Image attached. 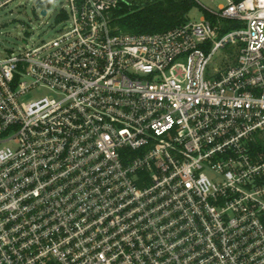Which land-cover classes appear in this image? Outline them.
Here are the masks:
<instances>
[{
    "label": "built area",
    "instance_id": "1",
    "mask_svg": "<svg viewBox=\"0 0 264 264\" xmlns=\"http://www.w3.org/2000/svg\"><path fill=\"white\" fill-rule=\"evenodd\" d=\"M67 1L0 57V264H264V0L153 33Z\"/></svg>",
    "mask_w": 264,
    "mask_h": 264
},
{
    "label": "rangeland",
    "instance_id": "2",
    "mask_svg": "<svg viewBox=\"0 0 264 264\" xmlns=\"http://www.w3.org/2000/svg\"><path fill=\"white\" fill-rule=\"evenodd\" d=\"M40 1L45 0H15L8 6L0 9V57L11 51L19 52L26 47L40 43L58 33L61 28L58 14L62 8L68 9L67 0H46L48 14H41ZM201 7L217 10L225 5L227 0H197ZM200 6L194 7L188 14L192 20L203 17ZM225 53V51H223ZM213 57L212 64L219 61V56ZM232 59H227L224 65H229ZM48 93L46 90L32 91L22 97L23 101L35 98L39 94Z\"/></svg>",
    "mask_w": 264,
    "mask_h": 264
},
{
    "label": "trees",
    "instance_id": "3",
    "mask_svg": "<svg viewBox=\"0 0 264 264\" xmlns=\"http://www.w3.org/2000/svg\"><path fill=\"white\" fill-rule=\"evenodd\" d=\"M40 6L47 1H40ZM200 6L197 0H123L116 10L114 23L121 31L129 33H153L169 30L185 23L189 12ZM207 18L213 19L212 13L201 7ZM231 28L228 24L225 30Z\"/></svg>",
    "mask_w": 264,
    "mask_h": 264
},
{
    "label": "water",
    "instance_id": "4",
    "mask_svg": "<svg viewBox=\"0 0 264 264\" xmlns=\"http://www.w3.org/2000/svg\"><path fill=\"white\" fill-rule=\"evenodd\" d=\"M41 14L42 15H46L47 14V9L46 8H42L41 9Z\"/></svg>",
    "mask_w": 264,
    "mask_h": 264
},
{
    "label": "crops",
    "instance_id": "5",
    "mask_svg": "<svg viewBox=\"0 0 264 264\" xmlns=\"http://www.w3.org/2000/svg\"><path fill=\"white\" fill-rule=\"evenodd\" d=\"M221 6H223V5H220L219 7H221Z\"/></svg>",
    "mask_w": 264,
    "mask_h": 264
}]
</instances>
